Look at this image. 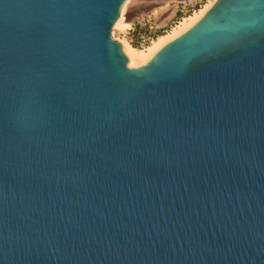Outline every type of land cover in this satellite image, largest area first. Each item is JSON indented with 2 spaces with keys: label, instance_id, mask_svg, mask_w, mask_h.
<instances>
[{
  "label": "water",
  "instance_id": "obj_1",
  "mask_svg": "<svg viewBox=\"0 0 264 264\" xmlns=\"http://www.w3.org/2000/svg\"><path fill=\"white\" fill-rule=\"evenodd\" d=\"M126 1L0 0V264H264V0L145 65Z\"/></svg>",
  "mask_w": 264,
  "mask_h": 264
},
{
  "label": "rangeland",
  "instance_id": "obj_2",
  "mask_svg": "<svg viewBox=\"0 0 264 264\" xmlns=\"http://www.w3.org/2000/svg\"><path fill=\"white\" fill-rule=\"evenodd\" d=\"M208 1L127 0L122 7L123 22L112 28L111 36L133 47L145 48L157 34L170 31L182 19L179 16L190 15Z\"/></svg>",
  "mask_w": 264,
  "mask_h": 264
},
{
  "label": "bare ground",
  "instance_id": "obj_3",
  "mask_svg": "<svg viewBox=\"0 0 264 264\" xmlns=\"http://www.w3.org/2000/svg\"><path fill=\"white\" fill-rule=\"evenodd\" d=\"M215 0H209L205 5H203L200 9L194 11L190 15L182 18L173 28H171L170 31L167 33L157 37L156 39L152 40L148 46L145 48H134L129 43H125L130 48V57L131 59L141 65H145L154 50L160 46L168 37L172 36L173 34L177 33L178 31L182 30L186 26L190 25L191 23L195 22L208 8L209 6L214 2ZM124 11V10H123ZM123 11L121 12L120 19L117 21V23L114 25L115 27L119 26L123 22Z\"/></svg>",
  "mask_w": 264,
  "mask_h": 264
},
{
  "label": "trees",
  "instance_id": "obj_4",
  "mask_svg": "<svg viewBox=\"0 0 264 264\" xmlns=\"http://www.w3.org/2000/svg\"><path fill=\"white\" fill-rule=\"evenodd\" d=\"M179 17H180V18H183L182 16H179ZM163 34H164V33H159V34H157V35L155 36V38L158 37V36H161V35H163ZM155 38H154V39H155ZM134 48L139 49L137 46H134Z\"/></svg>",
  "mask_w": 264,
  "mask_h": 264
}]
</instances>
